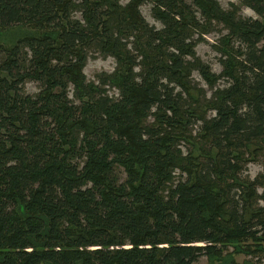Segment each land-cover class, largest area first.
<instances>
[{
    "label": "trees",
    "instance_id": "16d2710c",
    "mask_svg": "<svg viewBox=\"0 0 264 264\" xmlns=\"http://www.w3.org/2000/svg\"><path fill=\"white\" fill-rule=\"evenodd\" d=\"M146 1L0 0V31L36 30L0 41V264L264 253V163L253 180L236 176L264 152V0H192L203 22L185 0H151L161 27L143 17ZM214 23L228 30L219 75L192 40ZM89 48L117 67L88 79ZM192 120L211 145L201 156L179 147Z\"/></svg>",
    "mask_w": 264,
    "mask_h": 264
},
{
    "label": "rangeland",
    "instance_id": "374dc122",
    "mask_svg": "<svg viewBox=\"0 0 264 264\" xmlns=\"http://www.w3.org/2000/svg\"><path fill=\"white\" fill-rule=\"evenodd\" d=\"M119 4L125 6L130 0H117ZM219 3L224 8H229L231 1L236 0H218ZM185 2L191 7L192 11L195 12L197 19L203 22L202 14L198 6L192 0H185ZM141 13L143 17L153 26L161 27L162 24L158 21L152 14V1L147 0L141 7ZM242 13L246 16L256 17V13L248 8L243 7ZM75 15L78 17H82L81 12L75 11ZM206 28V27H205ZM205 28L194 29V33L192 35V40H198L197 46L195 48L197 55L208 65H210L212 72L219 75L222 72V59H226L228 56V40L225 37L228 34V30L224 28L223 24L214 23L212 27L209 28V32L203 34V39H201L200 33H203ZM36 30L28 27V26H17L12 28H7L5 30L0 31V41L6 45H10L12 42L17 41L18 39L25 37L26 35L35 33ZM220 47L224 52L220 50ZM88 61L87 65L84 68V71L88 77V79H95L96 76L103 72H112L117 67V61L114 57L103 54L100 50L89 48L88 49ZM136 53V51H134ZM141 59V57H139ZM193 83L196 85L204 87L207 90V97H210V94L213 92L210 89V84L200 76L197 71H194L190 78ZM224 79H219L218 83L222 84ZM173 85V84H172ZM25 88L27 91L35 92L38 90V85L36 82L29 81L25 84ZM178 88H180L178 86ZM110 93H116V90H110ZM192 95L199 99L198 90H191ZM204 113H207V116H211L213 114V109H209L208 106H203L202 108ZM189 130V133H188ZM203 131L201 129V121L194 123V120L187 126V138L186 140L182 139L180 141V149L185 153V155H189L190 152L193 155L201 156L204 154L202 151L203 147L206 149L211 145L209 141L203 138ZM253 146H251V150H253ZM187 155V156H188ZM249 156V155H248ZM263 163H264V152L263 155L258 157V160H251L244 164V168L242 171L238 172L236 175L241 180H253L255 179L259 173L263 171ZM119 171V170H117ZM177 175L181 174L183 178L188 177V171L183 170L181 168L176 169ZM122 174V177H126L125 170ZM185 179H182L184 181ZM217 179L224 184L228 185L229 178L224 179L223 176H217ZM258 191L260 193L263 192V188H259ZM263 199H260L259 205H264ZM198 245H203V243H198ZM253 246L254 244H250ZM227 246V245H226ZM228 254V255H227ZM194 264H264V253L258 254H246V253H236L233 252V248L229 247L224 249L223 252L220 253L219 257L215 260H211L206 255H203L199 258L197 262Z\"/></svg>",
    "mask_w": 264,
    "mask_h": 264
}]
</instances>
